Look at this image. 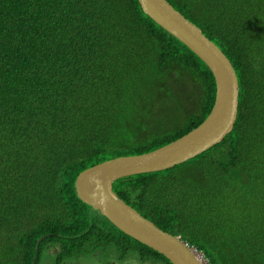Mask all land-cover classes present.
<instances>
[{
  "label": "trees",
  "instance_id": "trees-1",
  "mask_svg": "<svg viewBox=\"0 0 264 264\" xmlns=\"http://www.w3.org/2000/svg\"><path fill=\"white\" fill-rule=\"evenodd\" d=\"M166 1L232 64L237 117L218 144L113 191L209 264H264V0ZM214 97L207 66L138 0H0V264L89 226L103 239L76 176L183 136Z\"/></svg>",
  "mask_w": 264,
  "mask_h": 264
},
{
  "label": "water",
  "instance_id": "water-1",
  "mask_svg": "<svg viewBox=\"0 0 264 264\" xmlns=\"http://www.w3.org/2000/svg\"><path fill=\"white\" fill-rule=\"evenodd\" d=\"M142 12L181 42L211 72L215 97L209 114L183 136L149 152L118 156L81 171L75 193L124 235L164 256L171 264H208L186 242L156 227L113 191V183L132 175L162 171L196 157L232 131L237 117L239 84L235 70L215 43L166 0H138Z\"/></svg>",
  "mask_w": 264,
  "mask_h": 264
},
{
  "label": "flooded vegetation",
  "instance_id": "flooded-vegetation-1",
  "mask_svg": "<svg viewBox=\"0 0 264 264\" xmlns=\"http://www.w3.org/2000/svg\"><path fill=\"white\" fill-rule=\"evenodd\" d=\"M103 227L107 229L103 239L89 233V226L80 234L68 237V240L47 242L39 253L41 257L33 256L30 264H167L164 256L158 257L139 249L132 241L118 240L119 231L112 225ZM39 242H36L35 252H38Z\"/></svg>",
  "mask_w": 264,
  "mask_h": 264
},
{
  "label": "clouds",
  "instance_id": "clouds-1",
  "mask_svg": "<svg viewBox=\"0 0 264 264\" xmlns=\"http://www.w3.org/2000/svg\"><path fill=\"white\" fill-rule=\"evenodd\" d=\"M188 247H192V246H188ZM198 252V251H197ZM200 253V252H199ZM200 254H202V253H200ZM202 258L204 259V260H207V258H205L204 256H203V254H202ZM207 263H208V260H207ZM209 264V263H208Z\"/></svg>",
  "mask_w": 264,
  "mask_h": 264
},
{
  "label": "rangeland",
  "instance_id": "rangeland-1",
  "mask_svg": "<svg viewBox=\"0 0 264 264\" xmlns=\"http://www.w3.org/2000/svg\"><path fill=\"white\" fill-rule=\"evenodd\" d=\"M76 179V178H75Z\"/></svg>",
  "mask_w": 264,
  "mask_h": 264
}]
</instances>
